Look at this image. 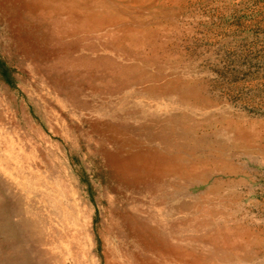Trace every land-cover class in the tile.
Listing matches in <instances>:
<instances>
[{
    "label": "rangeland",
    "instance_id": "rangeland-1",
    "mask_svg": "<svg viewBox=\"0 0 264 264\" xmlns=\"http://www.w3.org/2000/svg\"><path fill=\"white\" fill-rule=\"evenodd\" d=\"M56 1L0 0V264H264V0Z\"/></svg>",
    "mask_w": 264,
    "mask_h": 264
},
{
    "label": "bare ground",
    "instance_id": "bare-ground-1",
    "mask_svg": "<svg viewBox=\"0 0 264 264\" xmlns=\"http://www.w3.org/2000/svg\"><path fill=\"white\" fill-rule=\"evenodd\" d=\"M29 2H32L34 4V5H32V7H34V8L39 6L40 3H44V4L48 3L50 5L49 8H48L49 11L48 10H46V11L42 10V13H41V10L39 9V13H38L37 9H35V12H36L35 14H38V16H40L41 14L43 15L42 17H38V19L45 18V17H46V19H50L52 25H56L59 22L58 20H56L57 18L54 17V14H53L54 7L59 5L56 0H29ZM30 16H32V15H30ZM77 16H78V14H77ZM38 22H39L38 26H40L41 25V21L38 20ZM66 22L67 21H65V23ZM69 24H73V23H69ZM73 26H76V25H73ZM36 29H40V28L36 27ZM59 32H61V31H59Z\"/></svg>",
    "mask_w": 264,
    "mask_h": 264
}]
</instances>
